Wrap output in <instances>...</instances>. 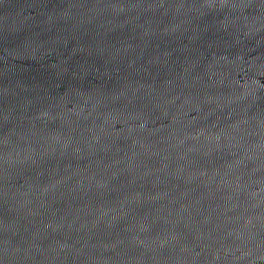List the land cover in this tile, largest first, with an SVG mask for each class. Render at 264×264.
<instances>
[{
    "label": "water",
    "instance_id": "1",
    "mask_svg": "<svg viewBox=\"0 0 264 264\" xmlns=\"http://www.w3.org/2000/svg\"><path fill=\"white\" fill-rule=\"evenodd\" d=\"M0 264H264V0H0Z\"/></svg>",
    "mask_w": 264,
    "mask_h": 264
}]
</instances>
